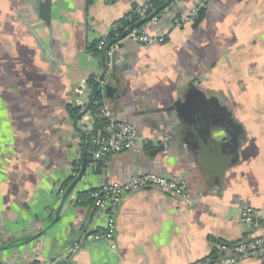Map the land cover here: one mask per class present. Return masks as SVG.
Listing matches in <instances>:
<instances>
[{
    "label": "crops",
    "instance_id": "obj_1",
    "mask_svg": "<svg viewBox=\"0 0 264 264\" xmlns=\"http://www.w3.org/2000/svg\"><path fill=\"white\" fill-rule=\"evenodd\" d=\"M146 1L52 0L46 23L38 0H0V264H44L67 254L70 264H189L223 243L264 237V0H211L198 26L177 27L172 14L199 1L179 0L159 18L163 42L125 41L115 50L106 80L119 91L103 101L137 126L141 141L97 169L87 161L57 215L84 150L91 151L68 110L87 107L89 80L106 71L105 51L89 48ZM190 84L238 127L225 123L228 131L188 139L181 116L163 108ZM150 171L186 181L190 198L160 188L130 192L117 212L116 247L87 242L71 252L83 234L106 224L94 204L74 197ZM249 208L252 226L242 220ZM238 264H264V256Z\"/></svg>",
    "mask_w": 264,
    "mask_h": 264
},
{
    "label": "built area",
    "instance_id": "obj_2",
    "mask_svg": "<svg viewBox=\"0 0 264 264\" xmlns=\"http://www.w3.org/2000/svg\"><path fill=\"white\" fill-rule=\"evenodd\" d=\"M211 0H199L198 5L186 12H174L171 21L174 26L180 27L187 23H195L199 18L200 11L206 7ZM178 1L174 4L176 5ZM173 5V6H174ZM149 8L147 2L138 4L137 13L141 20L146 18ZM168 10V9H167ZM158 17H153L146 25L129 29L127 33L121 34V26L116 22L102 37L99 46L105 51L108 71L112 65V54L125 41L152 46L165 40V34L158 28ZM148 25L155 28L149 30ZM111 36L115 39L110 42ZM104 85L101 77H96ZM81 126L85 131L87 142L91 147L90 165L97 169L102 162L106 163L113 154L134 149L139 142L140 134L137 126L126 119L116 116L109 104L105 101L100 103L95 110H88L80 119ZM147 188H160L184 199L190 198L187 182L170 178L156 171L143 174H135L124 182L106 181L101 186L89 190L81 197H74L75 202H90L104 214L106 218L105 228L100 231L86 232L70 247L71 252L78 251L84 243L109 241L115 248V237L117 234V212L126 194ZM246 224L252 226L255 217L252 209H246L242 219ZM214 258L213 253L197 259L189 264H238L252 254L264 256V237L248 235L233 246L220 245Z\"/></svg>",
    "mask_w": 264,
    "mask_h": 264
},
{
    "label": "water",
    "instance_id": "obj_3",
    "mask_svg": "<svg viewBox=\"0 0 264 264\" xmlns=\"http://www.w3.org/2000/svg\"><path fill=\"white\" fill-rule=\"evenodd\" d=\"M38 4L40 7V10L38 11V16L45 21L46 23H49L51 21L52 16V0H38ZM30 30L35 33V29H33L31 26ZM36 34V33H35ZM37 35V34H36ZM107 69V62L105 64ZM109 73V71H105L103 75L101 76V79L104 80V85L100 83V80H97L94 84L93 90L91 92L90 100L87 105V107L79 114L76 115L74 120V126L76 130L81 133L83 139H84V146L87 147V140L85 131L81 126L80 119L84 113H86L88 110H90V106L94 103V98L97 93L103 94L105 98H113L117 92L119 91V88L117 85L112 84L111 82H108L106 80V75ZM189 91L180 97L175 104H172L171 106L167 108H163L164 112H173L176 111L177 114L181 119V123L183 126L184 132L187 134L188 139L190 138L195 139V141L200 142L201 139H206L211 137V133L215 129L222 131V129H225L228 131V127H225V123L227 125L232 127H238V124L236 123L233 116L230 114V112L223 107H215L213 106V99H209L206 97V95L201 92L197 91V88L194 84L189 85ZM196 90V91H195ZM224 119H222V118ZM225 121V122H224ZM203 144V142H202ZM161 148H156L152 151L151 157L154 159L157 154L160 152L161 149H163L164 146H160ZM202 149H204L203 146H201ZM236 153V150H235ZM200 157L203 158V154H200ZM235 161V158H233L230 162ZM87 164V150H84V156H83V164L80 173H76L75 179L71 182L69 187L63 192L62 195V202L59 208L57 209V215H59L63 209V207L68 206L67 203L71 202L72 195L74 194V188L76 187L77 183L80 181V179L83 177L86 169ZM229 165V162H228ZM205 165L202 164V167ZM69 255L67 254L64 258H57L52 257L49 259L47 263L44 264H70Z\"/></svg>",
    "mask_w": 264,
    "mask_h": 264
},
{
    "label": "trees",
    "instance_id": "obj_4",
    "mask_svg": "<svg viewBox=\"0 0 264 264\" xmlns=\"http://www.w3.org/2000/svg\"><path fill=\"white\" fill-rule=\"evenodd\" d=\"M92 1L93 0H88V4H90ZM177 1L179 0H147L146 2L147 4H149V8L146 12V18L143 20L140 19L137 13V10H136L137 6L134 5L133 10L129 14H127L125 17L117 21V23L121 26L120 33L123 35L127 33L129 29L146 25L153 17L161 18L162 15L167 11V9L170 10ZM204 15H205V9L202 8L200 11L199 18L195 22L196 26L199 25ZM110 38H111L110 42L115 40L113 36H111ZM99 43L100 41L96 42L95 44L90 46L89 49L94 50V51L99 50L100 49ZM95 82L96 81L94 80V78H91L89 80L90 85L93 87H94ZM103 100H104L103 94L97 93L94 98V103L90 106V110L92 111L95 110L98 107V105L103 102ZM68 110H69V113L73 117L76 116L79 112L78 108H72L71 106L68 108ZM86 140H88V137H86ZM87 147L89 148V150H91L90 143L88 142H87ZM90 158H91V151H88L87 161H90ZM247 237L248 235L245 238ZM223 244H226L228 246L234 245V244H228V243H223ZM217 252L218 251L216 250L215 252H213L214 258L216 257Z\"/></svg>",
    "mask_w": 264,
    "mask_h": 264
},
{
    "label": "rangeland",
    "instance_id": "obj_5",
    "mask_svg": "<svg viewBox=\"0 0 264 264\" xmlns=\"http://www.w3.org/2000/svg\"><path fill=\"white\" fill-rule=\"evenodd\" d=\"M242 219H243V217H242Z\"/></svg>",
    "mask_w": 264,
    "mask_h": 264
}]
</instances>
